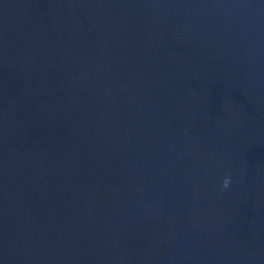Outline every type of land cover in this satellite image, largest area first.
<instances>
[{
  "label": "water",
  "instance_id": "1",
  "mask_svg": "<svg viewBox=\"0 0 264 264\" xmlns=\"http://www.w3.org/2000/svg\"><path fill=\"white\" fill-rule=\"evenodd\" d=\"M99 264H264V0H193Z\"/></svg>",
  "mask_w": 264,
  "mask_h": 264
},
{
  "label": "clouds",
  "instance_id": "2",
  "mask_svg": "<svg viewBox=\"0 0 264 264\" xmlns=\"http://www.w3.org/2000/svg\"><path fill=\"white\" fill-rule=\"evenodd\" d=\"M230 183H231V181H230L229 179L226 178V179L223 181V185H222V187L226 190V189L229 188Z\"/></svg>",
  "mask_w": 264,
  "mask_h": 264
}]
</instances>
